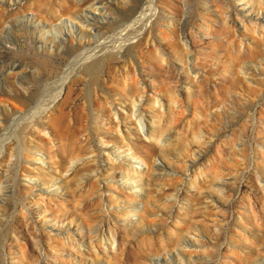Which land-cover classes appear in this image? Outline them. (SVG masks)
Segmentation results:
<instances>
[{
  "label": "rangeland",
  "instance_id": "rangeland-1",
  "mask_svg": "<svg viewBox=\"0 0 264 264\" xmlns=\"http://www.w3.org/2000/svg\"><path fill=\"white\" fill-rule=\"evenodd\" d=\"M81 1L16 0L10 6L0 0V26L6 17L11 28L0 32V95L5 88L22 102L26 99L23 111L16 113L20 120L13 121L3 107L0 111V185L7 187L0 190V264H264V189L256 176L264 184V18L256 32L222 24L220 11L238 20L247 15L239 11L244 5L239 0H186L183 7L184 0H155L159 15L150 22L146 11L152 0H103L112 4L109 12L98 1L93 6ZM135 1L141 3L130 18L135 29L124 40L119 33L124 21H117ZM69 4L90 13L92 31L108 37L116 33L110 45L72 70L66 64L72 53L67 29L54 39L52 30L39 27L59 25L57 17L68 20ZM258 4L249 0L247 9L256 12ZM49 5L61 7L46 18L38 16ZM186 11L190 22L184 31L198 71L195 82L176 59L182 50L177 35L165 38L159 31L171 26L167 21L178 29ZM22 23L38 26L34 32ZM41 34L48 36L46 41ZM239 34L245 39L238 44ZM129 37L135 39L124 46ZM11 64L27 75L18 78ZM133 72L139 75V89L129 80ZM187 79L191 87L185 85ZM141 86L165 100L162 108L148 102L142 106L150 139L129 113L131 98L143 95L134 93ZM7 102L5 98L0 105ZM114 111L124 115L116 118ZM131 154L143 167V184L131 168L137 165L123 162ZM186 156L196 163L190 165ZM214 159L225 183L221 191L207 183ZM160 162L163 170L156 169ZM34 182L48 192L39 195ZM132 185L136 191L128 188ZM210 191L220 205L206 199ZM105 222L119 245L114 253L105 252L95 237L94 227L104 230ZM54 224L62 227L59 232L52 230ZM191 225L203 231V238ZM178 238L203 243L182 251Z\"/></svg>",
  "mask_w": 264,
  "mask_h": 264
},
{
  "label": "bare ground",
  "instance_id": "bare-ground-1",
  "mask_svg": "<svg viewBox=\"0 0 264 264\" xmlns=\"http://www.w3.org/2000/svg\"><path fill=\"white\" fill-rule=\"evenodd\" d=\"M7 0H2V2H6ZM74 1V0H73ZM77 2H79V1H81V0H76ZM97 1L100 3V4H102V5H104L105 7L102 9L103 11H108L109 12V10L111 11V6H112V4H108V3H105V4H103L104 2H103V0H90L89 1V3H88V5L89 6H93L94 5V3H97ZM116 1V0H115ZM122 1V0H121ZM51 2V1H50ZM76 2V3H77ZM82 2V1H81ZM113 2V1H112ZM239 2L240 3H244V5H243V8L241 9V10H239L240 12H246L247 13V15H245L244 17H241L240 18V20H238V19H235V18H233V17H231V15L230 14H226V10H224V11H220L219 12V18L221 19V21H222V24H229V25H231V26H233V28H236V27H238V28H240V25L241 26H243V29H247V27H250L251 29H252V31L254 32H256V29L257 28H262L263 27V25H262V17L264 18V12H261L260 10L261 9H263V7H262V1L261 0H259V4H258V10L256 11V12H253L254 11V8H251L250 10H248L247 8V3L249 2V0H239ZM11 3L12 4H15L16 3V0H8V5H10L11 6ZM66 3V2H65ZM116 3H117V1H116ZM140 3V2H139ZM138 3V1H135L134 2V5L133 6H131L129 9H128V13L126 14V15H123L124 17H121L117 22H122V21H124V23L122 24V26H123V28L119 31V33H121V35H123L122 36V38L124 39V37H127L125 34H127L128 32H133L134 31V29H135V26H134V24L135 23H133L134 21H132V22H130V18L133 16V14L136 12V11H138L137 10V8L139 7V5L141 4H139ZM59 4H61V2L59 3ZM130 5V4H129ZM187 5V2H186V0H184V2L182 3V7L183 6H186ZM75 7H77V5H74ZM123 6H124V4H123ZM52 7V6H51ZM60 7H61V5H60ZM59 7V8H60ZM55 8H57V7H55ZM58 8V9H59ZM94 8V7H93ZM205 8V7H204ZM52 9V10H51ZM58 9H54V7H52V8H50V5L48 6V7H46L44 10H40V11H47V12H43V13H47V15H44L42 12L41 13H39V14H42V15H38V16H42V17H44V18H46V17H48V14L49 13H55ZM66 12H67V18H68V20H63V19H60V17L58 18L57 17V19H59V21H60V24L59 25H53V24H51V25H49V26H47V25H43V24H40L39 23V27L40 26H42L43 28V30L42 31H44V29H50V31L52 30V35H53V38L54 39H56V38H59L60 37V35L63 33V28H66L67 30H66V32H67V34H68V38H67V40H68V43H69V45H71L70 47H68V48H70V51H72V53H71V55H70V57L66 60V64L67 65H69V67H68V69L69 70H72V69H74L75 67H76V65H79V64H81V62L82 61H84V60H86L88 57L90 58L92 55H94V54H96L97 52H99V51H101V50H104V48L107 46V45H110L111 44V42H112V40L113 39H115V38H111L110 36H113V33L114 32H111L110 33V36L108 37V36H104V34L105 33H99V32H95V31H92V29H94L95 27L92 25L93 23H90V21H91V15H90V13L88 12V11H82V10H78V9H76V8H74L71 4H69V5H67L66 6ZM148 9V8H147ZM149 9H151V11L149 10ZM149 9H148V11H146V13H148V15H150V19H149V21L148 22H150L151 20H153V19H155V17L156 16H158L159 15V10H156V6H155V0H152L151 1V5L149 6ZM49 10V11H48ZM62 10V9H61ZM51 11V12H50ZM150 11V12H149ZM188 11V10H187ZM187 11L186 12H184V14L181 16V21H182V25L178 28V29H176L175 28V24L172 22V21H167V24H169V25H171L170 27H168V28H164V29H161V30H159V31H161V33L163 34L162 36H164L165 38L166 37H169V36H172V35H177V38H178V40H179V42H180V48L182 49L181 50V52H178L177 54H176V59H177V61L178 62H181V63H183L182 64V66H180L181 67V69H183L184 71H186L187 73H188V75L190 74V73H192L193 74V79H191L192 81L191 82H195V79H197V77H198V71L195 69V68H193V66H192V64H191V62H192V58H191V55L192 54H190V45H189V41H188V39H187V36H186V33H185V31H184V28H185V25H188L189 24V22H190V18H188L187 16V14H189V13H187ZM59 12V11H58ZM57 12V13H58ZM38 13V12H37ZM111 13V12H110ZM113 13V12H112ZM138 13V12H137ZM136 13V14H137ZM138 15V14H137ZM143 16H145V14H143ZM191 16V15H190ZM132 18H134V17H132ZM136 18H138V17H136ZM139 18H141V16L139 17ZM139 18H138V20H139ZM159 19V18H158ZM198 19V18H197ZM71 20H74V21H77V23L79 24L78 26L75 24V23H73V22H71ZM93 20V19H92ZM115 20V19H114ZM147 20H148V18H147ZM194 20L196 21V18H194ZM27 21H31V20H27ZM8 22V19L6 18V17H4V19H2L1 20V26H0V32L2 31V33H8L7 31H9V29L8 28H10V25L9 26H7L6 24H8L7 23ZM21 22V21H20ZM115 22V21H114ZM140 22V21H139ZM28 23V22H27ZM142 23V22H141ZM179 23V22H178ZM22 24H24V23H22ZM22 24H20L21 25V27H25V28H28L29 27V24H31V23H29V24H24V25H22ZM156 24V23H155ZM180 24V23H179ZM179 24H177V25H179ZM19 25V26H20ZM37 25V24H36ZM35 24L34 25H30V27H33V29L31 30V31H36L35 30V27H37ZM96 25V24H95ZM157 25V24H156ZM159 25V24H158ZM173 25V26H172ZM125 26V27H124ZM29 27V28H30ZM88 27H90L89 29H88ZM119 27V28H120ZM119 28H118V30H119ZM127 28H129L128 29V31L126 32L125 31V29H127ZM8 29V30H7ZM14 29V28H13ZM20 29V27H18L17 28V30H19ZM24 29V28H23ZM10 30H11V28H10ZM96 30V29H95ZM165 30H166V32H165ZM249 30V29H248ZM16 31V30H15ZM14 31V32H15ZM110 31V30H109ZM108 31V32H109ZM258 31V30H257ZM10 32V31H9ZM20 32H23V31H20ZM117 32V31H116ZM28 33V32H27ZM118 33V32H117ZM10 34V33H9ZM116 33H114V35H115ZM24 34H22V36H23ZM26 35V34H25ZM131 35V34H130ZM139 35V34H138ZM8 36V35H7ZM30 36H32V35H30ZM40 37L42 36V34L41 35H39ZM104 36V37H103ZM119 36V35H118ZM239 36V38L237 39V41H239L238 42V44L239 43H243L242 41L245 39V37L243 36V35H241V34H239L238 35ZM17 37H20V35L18 34L17 35ZM24 37V36H23ZM28 37V36H27ZM47 37L48 36H46L45 37V35L44 36H42V38L44 39V41H46V39H47ZM115 37V36H114ZM137 37V36H136ZM261 37V36H260ZM5 38H7L6 36H5ZM130 38V37H129ZM170 38V37H169ZM263 38H264V36H263ZM12 39V38H11ZM21 39V38H20ZM24 39V38H23ZM26 39V38H25ZM33 39V38H32ZM76 39V40H75ZM83 39H85V41L83 42ZM122 39V40H123ZM133 39V41H134V39H135V37L134 38H130V39H128V41H125L124 42V46L127 44V45H129L130 46V44L129 43H131L132 40ZM172 39V38H171ZM18 40V39H17ZM22 40V39H21ZM125 40V39H124ZM27 41V40H26ZM30 41V40H29ZM74 41H76L75 42V45H73V42ZM5 43H6V41H5ZM46 43V42H45ZM45 43L42 45L43 47H44V45H45ZM19 44V43H18ZM30 44V43H29ZM23 45V44H22ZM32 45V44H31ZM54 45V44H53ZM53 45H51L50 46V48H51V50L53 49ZM85 45H88L87 47H85ZM5 46H6V44H5ZM40 46V45H39ZM65 46V45H64ZM2 47V46H1ZM32 47H34L33 45H32ZM36 47V46H35ZM72 47V48H71ZM74 47V48H73ZM174 47V46H173ZM45 50L44 51H47L48 49L46 48V45H45ZM129 49H130V47H128ZM176 49H179L178 47H175ZM174 48V49H175ZM2 49V48H1ZM33 49V48H32ZM81 49V50H80ZM158 51V50H157ZM159 53H160V51H158ZM46 54V53H45ZM100 54H102V53H100ZM161 54H163V53H161ZM158 55H160V54H158ZM164 57V56H163ZM162 57V58H163ZM162 58H161V60H162ZM0 59H1V57H0ZM164 60L165 59H167V58H163ZM4 60V59H3ZM8 60H6V62H7ZM10 61V60H9ZM8 61V62H9ZM0 62H2V61H0ZM5 62V63H6ZM14 62H15V60H14ZM12 63V62H11ZM24 64V63H23ZM2 65H3V63H2ZM12 65V64H11ZM245 65V64H244ZM6 66V65H5ZM13 66V65H12ZM11 66V67H12ZM20 66V65H19ZM80 66V65H79ZM7 67V66H6ZM9 67V66H8ZM24 67H26V66H24ZM239 67H241L240 66V64H239ZM244 67V69H249L250 68V66L248 65H245V66H243ZM22 68V67H21ZM9 69H10V67H9ZM15 69H17V68H14V66H13V73L14 74H16V76H18V78H23V77H25L27 74L26 73H23L22 71H19L18 69L17 70H15ZM135 69V68H134ZM259 69V68H258ZM2 70H4V68L2 69ZM260 70H261V68H260ZM1 71V70H0ZM68 72V71H67ZM136 72H133V74L131 75L130 74V82H131V84L132 85H134L135 87H137L138 86V84H139V80H138V78H139V75H136L135 74ZM6 74V73H5ZM4 74V75H5ZM126 74V73H125ZM138 74V73H137ZM3 75V76H4ZM67 75V74H66ZM135 75V76H134ZM9 76V75H8ZM126 76V75H125ZM129 76V75H128ZM68 77V76H67ZM2 78V77H1ZM3 79V78H2ZM125 80V79H124ZM1 81H3V80H1ZM249 82H254V80H248ZM125 82V81H124ZM189 82H190V80H186L185 81V85L187 86V87H191L190 85H189ZM127 83H128V81H127ZM141 85V84H140ZM126 86H127V84H126ZM130 88H131V86H130ZM138 88V87H137ZM59 89H62V88H59ZM139 89V88H138ZM137 89V90H138ZM188 89V88H187ZM135 91L134 90V93L135 92H138V95L139 94H143L142 95V97H140V99H137V98H131V102H132V107H131V109H130V112L129 113H131L132 115H134L135 116V120H134V122H135V124H137L138 125V127H140V130L144 133V135H146V137L147 138H149V137H151L152 135H153V133L151 132V125L150 124H147L146 122H145V111L142 109V106L145 104V103H147V104H149V103H153L154 105L157 103V105L159 106V107H161L162 108V106H163V103H165V100L163 101L161 98H157L156 97V95H152L151 94V92H149L148 93V91L144 88V86H141L140 87V93H139V91ZM13 93H10L8 90H6L5 88H2L1 89V95H0V101H3V99H5V98H7L8 99V101L10 102V103H12V105H13V107H11L10 108V110L8 111V109L6 108L7 107V105H10V103L9 102H7V103H9V104H4V106H1L0 105V111L2 112V108L1 107H3L4 108V110H6L7 112H9V114L10 115H13V121H17L18 119L20 120V118L22 117V115H20V114H16L17 112H22L23 111V109H24V106H23V102L26 100H23V102L18 98V97H14L13 95H12ZM136 94V93H135ZM145 94V95H144ZM134 96V95H133ZM176 97H177V95H176ZM178 98V97H177ZM170 101H171V99H169ZM177 100H179V99H177ZM178 102V106L179 107H183L185 104L182 102V101H177ZM26 103V102H25ZM25 106H27L26 104H24ZM151 105V104H150ZM169 105V104H168ZM186 106V105H185ZM25 108H27V107H25ZM123 109H125V107L123 108ZM164 109V108H163ZM178 109V108H177ZM184 110L183 111H185V108H183ZM162 111V110H161ZM1 112H0V115H1ZM179 112V111H178ZM178 112H177V114H178ZM24 113V112H23ZM113 114L116 116V118H120V116L121 115H124L123 114V112H122V114H121V112H119V113H116V111H114L113 112ZM179 114H181V113H179ZM178 114V115H179ZM25 115V114H24ZM182 115V114H181ZM180 115V116H181ZM186 115V114H185ZM2 117H3V115H2ZM11 117V116H10ZM147 117V116H146ZM183 117V116H182ZM23 118V117H22ZM8 121V120H7ZM197 121V120H196ZM199 121V120H198ZM197 121V122H198ZM3 122V119L1 118V116H0V127L2 126L1 124H3L2 123ZM5 122V121H4ZM6 123V122H5ZM4 123V124H5ZM9 123V122H8ZM5 126V125H4ZM198 126V125H197ZM2 128V127H1ZM115 128H116V130L117 131H119L120 129H119V123H117L116 122V124H115ZM201 131V130H200ZM151 133H152V135H151ZM202 133V132H201ZM155 134V133H154ZM145 137V138H146ZM153 137H155V136H153ZM152 137V138H153ZM201 137V136H200ZM157 138H159L158 136H157ZM157 138L155 139V140H157ZM150 139V138H149ZM160 139V138H159ZM160 141H162V139H160ZM160 141H157V143H158V146H159V148H160V151L161 152H164V150H165V148H163V143L162 142H160ZM5 143V140L2 142V146L4 147V144ZM165 144V143H164ZM201 145V144H200ZM188 149V148H187ZM2 150V149H1ZM239 150V149H238ZM191 151V154H193V151L192 150H190ZM2 152H3V150H2ZM2 152H1V154H2ZM132 153V152H131ZM218 153V152H217ZM219 154V153H218ZM234 154H237V153H234ZM132 155H134V154H131V156H127V158H124L123 159V162L125 163V165H127L128 167H130V165H128L129 163H131V164H136L137 166H132L131 165V168L133 169V173H136L137 175H136V178L139 180V181H141V183L143 184V181H142V175L140 176V173H141V170H142V168H141V164L139 163V161H137V160H135V158H134V156H132ZM185 156V155H184ZM216 156V155H215ZM187 158H189V159H191V157L190 156H186ZM214 157V156H213ZM212 157V158H213ZM187 158L185 159L184 158V161H187ZM212 158H210V159H212ZM218 158V157H217ZM219 158H221V156H219ZM108 160H110V161H114L115 159L114 158H111L110 156L107 158ZM183 160V159H182ZM213 160V159H212ZM215 160L216 159H214V163H213V161H211L212 163L209 165V172L212 174V176H209V180H207L206 179V177L208 178V175L210 174L209 172L204 176L205 177V179L208 181H205V182H207V183H209L210 185H211V187L213 188V189H215V191H221V189H224L225 188V183H224V181H223V179L221 178V176H220V167L217 165V164H215ZM218 161H220V159L218 160ZM120 164H122V162L120 161L119 162ZM194 163H196V159L195 158H193V159H191V162H190V165H192V164H194ZM216 163H219V162H216ZM185 165H186V163H184ZM208 164V163H207ZM123 165V164H122ZM184 165V166H185ZM184 168V167H183ZM205 168V170H206V166L204 167ZM156 169L157 170H163V163L162 162H160V164H159V166H156ZM185 169H186V167H185ZM198 173H199V168H198V170H196ZM203 173H204V171H202ZM205 172H207V171H205ZM132 173V174H133ZM144 173V172H143ZM148 173V172H147ZM186 173H187V175H189L190 173H191V170H190V168H187L186 169ZM200 174V173H199ZM198 174V175H199ZM148 175V174H147ZM193 175V174H192ZM194 177H193V181H195L194 180V178L196 177V175L197 174H195L194 173ZM3 176V175H2ZM258 178L257 179H259L260 181H261V184H262V186H263V188L262 189H264V184H263V182H262V179H261V177H260V175H256ZM6 177V176H5ZM189 177V176H188ZM199 177H201L200 175H199ZM197 178V177H196ZM149 179V178H148ZM191 180H192V178H190ZM258 180V181H259ZM1 182V181H0ZM35 183V182H34ZM148 183H149V181H148ZM192 184H193V182H191ZM190 183V184H191ZM2 184V183H1ZM36 185H39L37 182L35 183ZM150 184V183H149ZM195 184V183H194ZM4 186V189H6L5 188V185H3ZM3 186H1L0 185V190H1V188H3ZM39 187V195H41V194H44V193H46V192H48V190L45 188V187H43V186H38ZM183 187V186H182ZM128 188H130L132 191H136V189H135V187H133V185H132V187H128ZM3 192V191H2ZM1 192V193H2ZM4 192H6L5 190H4ZM2 195H3V193H2ZM179 195V192L178 193H176V195L175 196H178ZM205 196H206V199H210V201H213L214 203H216V205H220V204H218L219 202V200L217 201L216 200V198H215V196H214V194H213V192H207L206 194H205ZM224 196V195H223ZM220 197V196H219ZM218 198V197H217ZM219 199H221V198H219ZM3 200V199H2ZM169 200V199H168ZM222 200H223V198H222ZM223 203H225V201L223 200L222 201ZM1 197H0V210L1 209H3L2 208V205H1ZM129 213V212H128ZM172 212L171 211H169V212H167V214H168V216H171L172 214H171ZM1 214H3L2 212H0V215ZM73 222V221H72ZM105 223H108V222H105ZM87 225V224H86ZM89 226V225H88ZM105 226V225H104ZM189 226V225H188ZM192 227L190 228V230H193L194 232H196L197 234H198V237L197 238H203V231L201 230V229H199V228H197L196 226H193V225H191ZM53 228H58L57 229V232H59V230H60V228H62V227H60V226H56V224H54L53 225V227H52V230H53ZM89 228V227H88ZM95 229H94V232L96 233L95 234V237H96V239L98 240V242H100V244L101 245H103L102 247H103V250L106 252H110V253H114L115 251H117L118 249H119V245H118V242L116 243L115 242V233H114V231H112L111 230V227H110V225H109V223L107 224V226L104 228V230H103V228H100V227H98V226H96V227H94ZM157 228H159V227H157ZM217 228V227H216ZM54 229V230H55ZM151 229V228H150ZM106 230V231H105ZM93 232V231H92ZM104 232H106V236H105V233ZM62 234H63V232L61 231L60 233H58V235H61L62 236ZM197 238H195V239H187V238H183V239H180V238H178V239H176L175 240V243H176V246H177V248H178V246H179V248L180 249H182V251H184L183 249H185V247L186 248H188V247H192V246H200L202 243H203V241H201L202 239H197ZM91 239V238H90ZM67 240L69 241V236H67ZM204 241H206L205 239H203ZM120 250V249H119ZM185 252H186V250H185ZM177 255H178V257L179 258H182V254L178 251L177 252ZM171 257V256H170ZM191 257H193L192 255H191ZM158 264H170V260H165L164 262H157ZM39 264V263H38Z\"/></svg>",
  "mask_w": 264,
  "mask_h": 264
}]
</instances>
